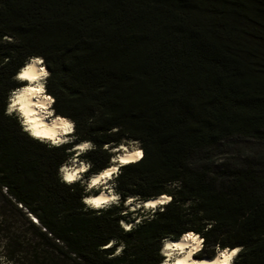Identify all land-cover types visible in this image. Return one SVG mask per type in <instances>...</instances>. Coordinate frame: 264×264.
<instances>
[{"label":"trees","instance_id":"16d2710c","mask_svg":"<svg viewBox=\"0 0 264 264\" xmlns=\"http://www.w3.org/2000/svg\"><path fill=\"white\" fill-rule=\"evenodd\" d=\"M33 56L53 115L74 122L70 143L34 139L6 115ZM234 137L264 142V0H0V264H162L163 241L189 232L204 258L242 247L233 264H264L263 180L190 164ZM85 141L87 181L139 142L143 159L114 175L118 205L89 208L91 192L61 180ZM163 195L124 231L145 214L123 207L130 197Z\"/></svg>","mask_w":264,"mask_h":264},{"label":"clouds","instance_id":"9594fccd","mask_svg":"<svg viewBox=\"0 0 264 264\" xmlns=\"http://www.w3.org/2000/svg\"><path fill=\"white\" fill-rule=\"evenodd\" d=\"M4 39L8 42H14L11 37L5 36ZM39 66V67H37ZM50 76V73L44 67L43 58L33 56L29 57L25 63V66L20 69L17 73L15 79L21 81L24 86L26 82L29 81L30 85L21 89L13 90L9 96V104L6 110V115L12 116L14 112H18L21 116V124L23 131L28 133L31 137L41 140V141H51L52 145L59 146L63 143H67V140H62L57 135V129L61 133H72L74 131L75 125L74 122H71L67 119L57 116L51 122V127L38 122V119H35L36 113L30 110V101L29 98L33 96H41L45 93V84L37 83L34 87L31 86V82L37 81H46ZM43 103H37L36 107L41 109L46 116H53V111L48 109L55 103V100L52 96L42 95ZM42 119V118H41ZM117 131V129H113ZM137 144L139 142H136ZM94 145L90 141H85L80 145H77V148L80 152L92 149ZM107 147V146H106ZM127 152V150H124ZM144 152L142 148L137 147V149L124 157H118L121 165L128 163H135L143 159ZM90 165H84L81 163V166L78 169H72L67 166H61L59 169V175L61 180L66 184H72L75 181L79 180L80 174L87 172ZM114 174H119V167L113 166L109 169L103 171L99 176H95L90 179L87 185L86 191H90L93 187L100 184L101 181L107 179H112ZM109 195H104L101 193L98 197L86 196L83 198V203L92 209H102L111 206L112 204H119L120 196L113 191V188L108 189ZM137 198L130 197L126 201V205L132 204L133 200ZM172 200L171 196H161L155 201H150L144 205L145 208L155 209L157 205L168 204ZM137 207H140L137 204ZM164 209L161 208V211ZM141 221L136 220V223L139 224ZM120 226L124 229L125 232L131 231L135 225L125 223L123 220L120 221ZM182 240L191 243H170L167 240L163 241V248L161 249V255L165 257L162 264H232L235 258L241 253L244 249L242 247H236L232 249L225 248L223 251H220L219 246H217L218 257L212 261L207 260H193L195 253L201 251L203 247V240L194 233H186L183 235ZM116 243L115 240L110 241L105 247L111 248ZM125 245L120 244V247L117 249L115 255H119L123 252ZM187 249V251H186ZM222 257V259L220 258Z\"/></svg>","mask_w":264,"mask_h":264},{"label":"rangeland","instance_id":"374dc122","mask_svg":"<svg viewBox=\"0 0 264 264\" xmlns=\"http://www.w3.org/2000/svg\"><path fill=\"white\" fill-rule=\"evenodd\" d=\"M47 79L46 81L42 83L46 85ZM25 85H29V83H26ZM12 115L17 116L18 120L20 121L21 128H23L21 124V116L18 114V112H14ZM66 140L68 141L67 143H70L71 141H73V135L71 134ZM47 142L51 144V141L45 140V143ZM123 145L129 151L136 150L137 147H139V144H137L136 142H131V141L125 142ZM90 150L91 149L87 150L85 153L89 152ZM85 153L79 154V152H73V156L63 166L70 167V165H72L75 161H77L79 164L83 163L84 165H88L86 162L80 159L81 157L84 156ZM190 164L196 167L198 165L206 164L210 169H215L220 173L222 172L226 174H230L231 172H234L235 170H238V169L251 167V170L256 173V176H258L264 182V142H257L255 140L245 139L241 137L230 138V139H227L221 142L220 145L216 147L215 149L207 151L202 155L195 156L194 158L191 159ZM114 175L112 179H109L108 181V185L106 186L107 190L110 187H112L114 191V177H115ZM80 177L81 178L77 180L76 182H80V184L85 186L87 189V180L84 179L82 174H80ZM87 192H91V195H94L95 193L98 194L99 190L93 189ZM257 192H264V189L262 188L258 190ZM132 204H135V206L137 205V203L135 202ZM123 207L127 208V211L129 212H133V210H138V209L130 210V207L126 206V203L123 205ZM142 210L145 213L143 215L131 213L132 216L129 219L130 221H134L132 223L133 225L136 224L137 219L140 220V218L146 215L150 209H142ZM210 251L211 250L208 248V246L203 247V255L198 256V257L199 258L203 256L208 257L209 255L208 253ZM217 253L218 252H216L215 254Z\"/></svg>","mask_w":264,"mask_h":264},{"label":"bare ground","instance_id":"6f19581e","mask_svg":"<svg viewBox=\"0 0 264 264\" xmlns=\"http://www.w3.org/2000/svg\"><path fill=\"white\" fill-rule=\"evenodd\" d=\"M37 67H39V66H37ZM17 81H19V80H17ZM19 82H21V81H19ZM24 82L29 83V85H30V82L29 81H26L25 80ZM42 82H44V81L42 80V81H37V82H31V86L34 87L37 83H42ZM29 85H25V86H23V88L24 87H28ZM42 95H46V94L44 93ZM42 95L41 96H33V97H30L29 98V101H30V110L36 113V117H34V118L35 119H38V122H42L43 124L48 125V127H51L52 120L55 119L57 116H54V115L51 116V117L46 116L45 113L41 109H39V108L36 107V104L37 103H43L44 102L43 99H42ZM48 110L49 111H53L51 108L48 109ZM71 134L72 133H61L60 130L57 129V135L62 140H66ZM80 144H78V145H80ZM125 149H126L125 146L124 145H121L119 148L112 150L113 153L116 154L117 156L115 155L113 157V159L111 160V166L110 167H113V166H116V167L120 166L121 167V164H120V162H119V160L117 158L118 157H124V156H126L128 154H131L132 152L135 151V150L129 151V150L126 149L127 152H125L124 151ZM73 150H74V152H79V154H83V153H85L87 151L86 150L84 152H80L79 149L77 148V145L75 146V148ZM80 166H81V164H79L77 161H75L72 165H70L69 168L78 169ZM110 167H108L107 169H109ZM107 169H105V170H107ZM105 170H103V171H105ZM102 172H100V173L92 176L91 178H93L95 176H99ZM81 174H83V173H81ZM90 179L87 181V185H88V182L90 181ZM108 181H109V179L105 178V180L101 181L100 184H98L95 187H93L91 190H93V189L94 190H99V193L98 194H95V195H89V196H91V197H98V196L101 195V193H103L104 195H109V192L106 189V186L108 185ZM163 196H165V195H163ZM160 197H158V198H160ZM158 198H154V199H151V200L142 202L143 204L140 206V208H142V209H152V208H145L144 205L147 204L150 201H155ZM161 205H163V204H161ZM161 205H157V206H161ZM126 206L130 207V210L138 209L139 208V207L135 206V204H128ZM167 241L170 242V243H173V244H175V243H189L190 244L191 243V241H187V242L183 241L182 238L179 239V240H177V241H170V240H167ZM186 251H187V249H186ZM220 251H223V250H220ZM201 252L202 251H199V252L195 253L194 256H193V260H207V261H212V260L216 259L218 257V255H219L217 253L214 258H198V256L201 254ZM220 258L222 259V257H220ZM232 264H233V262H232Z\"/></svg>","mask_w":264,"mask_h":264},{"label":"water","instance_id":"95a60500","mask_svg":"<svg viewBox=\"0 0 264 264\" xmlns=\"http://www.w3.org/2000/svg\"><path fill=\"white\" fill-rule=\"evenodd\" d=\"M112 153H113V151H112ZM117 156V155H116ZM119 165V164H118ZM140 206L143 204V203H138ZM137 206V205H136ZM200 256V255H199Z\"/></svg>","mask_w":264,"mask_h":264}]
</instances>
